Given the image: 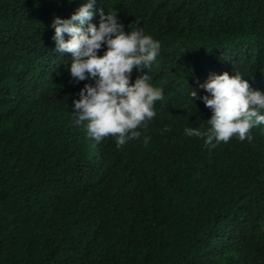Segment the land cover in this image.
Wrapping results in <instances>:
<instances>
[{"label": "trees", "instance_id": "obj_1", "mask_svg": "<svg viewBox=\"0 0 264 264\" xmlns=\"http://www.w3.org/2000/svg\"><path fill=\"white\" fill-rule=\"evenodd\" d=\"M86 2L0 0V264H264V125L211 149L184 134L210 127L197 80L264 92V0H96L160 42L145 71L164 99L120 146L74 124L93 81L52 39Z\"/></svg>", "mask_w": 264, "mask_h": 264}, {"label": "clouds", "instance_id": "obj_2", "mask_svg": "<svg viewBox=\"0 0 264 264\" xmlns=\"http://www.w3.org/2000/svg\"><path fill=\"white\" fill-rule=\"evenodd\" d=\"M95 6L96 0H87L69 18L53 17L52 39L55 49L69 57L72 82L93 81L85 83L79 99L73 100L74 124L85 128L96 144L112 136L120 146L140 137L138 128L155 117L154 105L164 99L163 90L153 86L145 71L157 61L160 42L142 27L126 32L117 14ZM95 15H99L98 26L92 23ZM133 69L141 73L135 80ZM241 77L233 70L231 75L210 74L202 83L196 81L190 96L196 98L198 89L205 91L199 99L212 113L207 120L210 127L204 131L185 126L186 136L203 138L209 149L234 136L241 141L253 139L251 129L264 125V92L253 90Z\"/></svg>", "mask_w": 264, "mask_h": 264}]
</instances>
